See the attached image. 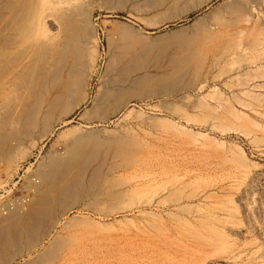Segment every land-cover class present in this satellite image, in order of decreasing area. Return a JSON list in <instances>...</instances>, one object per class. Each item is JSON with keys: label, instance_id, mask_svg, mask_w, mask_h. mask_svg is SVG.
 Returning <instances> with one entry per match:
<instances>
[{"label": "rangeland", "instance_id": "obj_1", "mask_svg": "<svg viewBox=\"0 0 264 264\" xmlns=\"http://www.w3.org/2000/svg\"><path fill=\"white\" fill-rule=\"evenodd\" d=\"M58 1L44 0L41 6L63 9L55 6ZM62 1L74 7L77 0ZM106 1H77L89 22L85 33L89 38H84L82 48L96 53L88 52L95 61L90 60L95 67L88 82L89 100L64 118L66 124L58 123L52 136L37 140L36 147L26 142L25 155L15 164L7 167L0 160V203L8 206L2 198L19 196L36 166L52 152L64 150L62 133L94 132L106 146L119 138L120 150L110 146L113 150L109 147L107 152V147L102 161L87 169L81 202L52 230L43 247L53 236H63L68 242L64 251L71 256L67 264H264V0H212L169 20L163 18V8L151 7L153 0ZM239 6L240 11L234 10ZM49 10L43 13V26L57 39L58 27ZM211 12L226 26H213V41L200 40L196 44L201 49L196 45L198 49L189 50L192 58L202 55V61L198 55L195 59L202 64L188 68L176 91L131 95L117 106L105 101V120L92 115L104 90L128 87L116 83L119 66L108 70L119 53L112 45L118 35L112 26L126 25L139 39L136 44L146 40L143 49H155L148 53L146 69L132 74V80L144 73L162 74L174 56H186L188 51L175 47L159 55L160 46L153 41L180 31L191 37L195 20ZM222 36L226 43L219 42ZM221 44L230 45L225 53L218 50L227 46ZM114 150L121 156L116 160ZM122 153L129 156L127 163ZM95 164L98 182L89 187Z\"/></svg>", "mask_w": 264, "mask_h": 264}, {"label": "bare ground", "instance_id": "obj_2", "mask_svg": "<svg viewBox=\"0 0 264 264\" xmlns=\"http://www.w3.org/2000/svg\"><path fill=\"white\" fill-rule=\"evenodd\" d=\"M77 1L79 3V0ZM77 1L76 4L73 2V7L67 1L59 0L55 6L63 9H57V7H52L54 6L52 5V9L50 8L51 10H49V8H46V5L41 6L44 0H0V160H3L7 167L12 166L17 158L25 155L26 142L32 148L36 147L38 141L53 135L58 123L63 122L66 116L89 100L88 82L92 75L91 72L95 67L94 63H90L94 61V58H89L96 55V53L92 48V51L91 49L88 50V52L91 51V54L93 53L90 56L82 48L84 38H89V36L85 35L86 26L89 25V22L86 13L82 11V7L84 6L81 7L82 3L80 6H77ZM211 1L153 0L150 2L152 6L150 4L149 8L151 9L154 6L160 9L163 8L164 12H162V16L165 20H169L172 17L188 14L193 10H199ZM239 8L240 6L234 10ZM48 10L51 14L50 17L54 19V24H57L58 27L59 37L57 39L54 34L55 37L51 38L48 36V34H51L46 30L48 27L43 26L45 19V14L43 13ZM239 11L236 12L238 13ZM211 14L212 12L195 20V23L192 24L194 33L190 34L193 35L191 37L186 36L185 32L182 33L181 31L175 34H172V32L170 33L171 36L167 34L169 37L163 35L164 37L161 36V38H158L157 36V39L153 43H157L160 46L159 55L161 54L160 51L173 47L179 48L180 50L183 49V52L188 51L186 53L187 55L185 56L184 53L182 57L174 56L168 62V68L162 74L150 75L144 73L141 76L134 77L132 80L130 78L132 74L146 69L148 53L151 54L155 49L151 52L149 50L147 52L146 47L143 49L144 45L147 44L146 40L143 41L145 42L144 45L140 41L142 47H139L140 45L137 46L140 44H136V42H139V39L132 36L131 28L126 25L124 27H122L123 25L121 27H118L120 25L112 26V30H115L116 32L114 33H118V35L116 39L111 38L113 35L108 36L110 38L109 40L107 38V40H113L114 43L112 45H116L119 53L117 52L118 55H116L117 53L115 54L116 57L112 55L115 57L111 62L112 64H110L113 68L110 67L108 70L114 69V66L119 67L115 69L117 73L115 80L117 82L114 80V77H111L112 79L110 78V80L111 82L113 80V82L121 83V86L127 85L128 87L125 86L127 87L125 89L114 88L111 91L104 90L105 92L101 98H97L94 106L92 105V115L95 114L96 119L105 120L103 113L105 112L106 105L110 106L112 101L111 105L115 106L116 104L117 106V103L119 105L123 100L132 98L131 95H152V93H157L158 91L160 94L161 91L164 92L172 89V91H176L174 89L182 84V78L185 77L184 75L188 68L198 63V60L195 62L198 54H195L196 57L192 58V56L188 55L189 50L196 48L198 46L196 43H199L198 41L200 40L213 41L215 36L213 37L214 30L212 27L220 24L221 28V23L223 24L224 20L221 17L216 16L217 14L215 16ZM233 15L235 17V14ZM162 16H160V19H162ZM51 28H49V31ZM90 32L92 31L90 30ZM211 35L213 38L210 37ZM137 36L140 37V35ZM208 37H210V40H208ZM217 37L219 39L221 36L218 35ZM223 38L222 36L219 42H222ZM205 42L203 43L204 45H206ZM152 45L154 46V44L149 46L152 48ZM157 45L155 46L158 47ZM228 45L219 47L220 49L218 50L225 53L226 49L230 46ZM207 46L208 44L206 48ZM215 50L217 49L215 48ZM205 52H203V55L206 54ZM200 56L202 58V55ZM220 56H222V52L219 58ZM197 58L200 60L199 55ZM110 59L112 58L110 57ZM201 64L198 63V65ZM198 65L197 67H201ZM195 72L198 73L197 70ZM183 87L185 86L183 85ZM105 101L106 105L104 104ZM108 107L107 109H109ZM112 114L110 113V115ZM63 124L66 123L63 122ZM75 133V131L71 130L62 133V135L60 134L61 136L59 137L63 139L65 145L64 150L58 153L52 152L46 156L45 160L36 166L37 168L34 174L26 180L24 188L29 194L27 196L28 199L24 198L22 204L19 203L13 206L14 208L12 209L9 205L0 203V264H16L19 260L23 261V264H67L70 260L71 256L64 251V246L67 248L65 244H68V242H65L66 239L63 236V238L53 236L48 241V245L46 244L47 246L43 247V245L49 240L48 238L51 236L52 230L64 219L67 213L71 212L73 207L81 202L83 193L85 192L84 188L86 187H84L83 178L87 169L94 162L99 161L102 156H106V153L113 146L114 149L117 148L118 150V143L120 144L121 142L119 138H116L118 143H114L113 141L112 146L110 144L111 142L108 141L110 145L107 144L106 146V142L104 144V141L98 138V134L96 137L94 132H90L91 134L83 133L84 135L82 133L80 135ZM119 146L121 151L124 152L122 145ZM106 149L107 152H104ZM127 149L129 151V147ZM118 152L114 150L113 158L115 160L121 157ZM103 153L105 155H102ZM121 155L126 154L122 153ZM126 156L128 158L124 159V161L127 163L129 156ZM100 162H98V165ZM120 164L122 165V163ZM96 169L97 165L93 169L88 183H86L89 187L93 183H96L98 179L97 175H99V172ZM89 170L92 169L90 168ZM112 188L115 189L114 187ZM72 243L74 242L72 241Z\"/></svg>", "mask_w": 264, "mask_h": 264}, {"label": "built area", "instance_id": "obj_3", "mask_svg": "<svg viewBox=\"0 0 264 264\" xmlns=\"http://www.w3.org/2000/svg\"><path fill=\"white\" fill-rule=\"evenodd\" d=\"M25 183L23 182V186H21V188L23 187V189H22V192H21V194L19 195V196H16V197H12V198H6L5 199V197L4 198H2V200L3 201H5V202H8L9 201V203H8V205H9V207L10 208H12L13 206H15V205H17L18 203H20V204H22V199L24 198V197H26V196H28L29 194L25 191V188H24V185ZM20 198V200L18 201V199ZM27 198V197H26ZM28 199V198H27ZM13 201V202H12Z\"/></svg>", "mask_w": 264, "mask_h": 264}]
</instances>
